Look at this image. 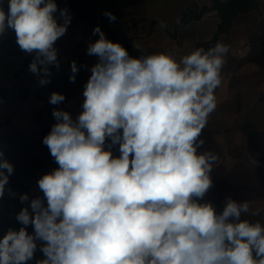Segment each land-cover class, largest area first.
I'll return each instance as SVG.
<instances>
[{
	"label": "clouds",
	"instance_id": "9594fccd",
	"mask_svg": "<svg viewBox=\"0 0 264 264\" xmlns=\"http://www.w3.org/2000/svg\"><path fill=\"white\" fill-rule=\"evenodd\" d=\"M7 4L5 12L0 0V36L14 30L19 48L34 53L30 72L43 74L41 86L50 83L70 12L55 0ZM97 34L87 47L98 60L84 86L83 111L73 119L53 110L57 123L42 142L58 167L38 180L43 198L16 216L23 226L0 239V264H27L38 244L44 258L36 264H264V225L240 219L249 201L229 197L220 213L200 202L218 156L197 149L217 107L230 46L217 42L179 60L171 53L134 58L99 26ZM77 72L72 61L70 81ZM64 100L53 92L49 103ZM106 140L119 145V156L111 145L105 149ZM13 172L0 152V197Z\"/></svg>",
	"mask_w": 264,
	"mask_h": 264
},
{
	"label": "crops",
	"instance_id": "0c3cea01",
	"mask_svg": "<svg viewBox=\"0 0 264 264\" xmlns=\"http://www.w3.org/2000/svg\"><path fill=\"white\" fill-rule=\"evenodd\" d=\"M212 1L55 0L58 9L67 8L71 14L65 35L55 43L59 64L68 59H83L89 79L98 58L88 55L85 49L99 39L98 34L93 35L97 26L108 40L126 48L131 57L171 53L179 60L196 49L198 43L210 41L220 21L217 12L209 9L200 18L180 25L184 9L191 7L198 12L203 6L210 7ZM254 2L256 8L239 11L229 29L220 33L211 46L222 42L230 47L222 69V83L215 91L217 107L201 132L204 144L197 152L211 151L218 156L210 173L212 186L200 202H210L220 213L229 197L237 202L249 201V213H242L240 219L264 225V151L257 147L264 140V51L258 49L264 45V15L257 0H251L248 7ZM2 7L8 11L7 0H2ZM106 11L115 15L114 22L104 15ZM55 15L59 18V12ZM2 37L16 43L12 29H7L1 40ZM3 45L2 59L7 64L19 60L21 65L24 56L34 55L21 49L18 55L4 42ZM254 46L257 49L249 51ZM244 48L247 53L242 52ZM83 101V91H79L66 106H75L79 113L83 111ZM257 210L259 215H252Z\"/></svg>",
	"mask_w": 264,
	"mask_h": 264
},
{
	"label": "rangeland",
	"instance_id": "374dc122",
	"mask_svg": "<svg viewBox=\"0 0 264 264\" xmlns=\"http://www.w3.org/2000/svg\"><path fill=\"white\" fill-rule=\"evenodd\" d=\"M3 46L0 39V89L5 90L0 94V152H3V159L13 164L14 172L9 177L3 197H0V214L4 211H21L28 207L32 199L41 195L38 180L52 171L50 163L55 160L51 157L50 151L44 150L47 146L42 142V126L47 122L46 119L40 120V116L43 118L46 113H53L54 109L69 112L73 119L81 113H77L78 108L75 106H66L68 102L58 105L49 103L53 92L66 96L70 90L73 92L77 89L74 86L70 87L72 83L77 82V77L74 82L69 79L71 69L64 72L49 66L50 83L41 86L39 79L43 74L37 77L30 72L29 65H19V60L7 64L8 61L3 60L5 58ZM255 48L257 49L255 46L251 47L249 51H254ZM258 49L264 51V45L258 46ZM245 51L247 53L248 49L242 52ZM82 73L84 78L80 80V85L83 86L84 82L88 81L85 68ZM110 145L111 142L105 145V149L108 150ZM257 147L264 151V140L257 143ZM110 150L114 151L113 156H119V145H111ZM23 194L28 195V201L22 202L19 199ZM38 252L39 247L35 254ZM29 262L27 264H30Z\"/></svg>",
	"mask_w": 264,
	"mask_h": 264
},
{
	"label": "trees",
	"instance_id": "16d2710c",
	"mask_svg": "<svg viewBox=\"0 0 264 264\" xmlns=\"http://www.w3.org/2000/svg\"><path fill=\"white\" fill-rule=\"evenodd\" d=\"M249 2H251V0H246V1H243V0H227L226 2H220L218 0H213L210 7L203 6L198 10V12H193L191 7H186L182 13V17L179 20V24L183 25V24H186L187 22L191 21L192 19H198V18H200V16L204 12L208 11L209 9L215 10L217 12L218 17L220 18L217 31L213 35V37L211 38L210 41L200 42V43H198V46H197V48L203 47L204 49H206L207 47H209V46L211 47L212 45H214V43L217 40V37L220 33L226 32L229 29L233 18L236 16V14L239 11H244V10L256 8L257 5L255 2H254L255 3L254 5H251V7H248ZM2 41L6 45H8L10 48H12L16 54L21 55V51H20L18 44H16L15 42H13L12 40H10L9 38H6V37H2ZM85 50L87 51V49H85ZM33 58H34V55L24 56L22 65L23 66L30 65ZM72 61H76L77 67H78V72L76 74L77 82L72 83V85H70V87L74 86V87H77V89L73 92L70 90L69 94H67L65 96V100L63 102H69L72 98H74V96L77 95V93L79 91L84 90V86L87 83V81H85L84 85L82 86V85H80V80H82L84 78L82 71H84V68L86 66V61L83 59H80V58L77 60L68 59V60L64 61L63 63L59 64L58 68L50 65L51 68H57L60 71L67 72L68 70L71 69ZM14 74L17 75L16 72ZM4 91H5L4 89H0V94L3 93ZM43 119H46V122H47V124L45 123L42 126V130H43L42 136L44 138L50 132L52 126L55 123H57V121L53 117L52 112H49V114L46 113L43 118H42V116H40V120L43 121ZM108 143H110V140H106L105 145H107ZM45 148H44V150L49 151V149L47 147H45ZM112 152H114V151H112ZM50 164L52 165V170H54L55 168L58 167V165L56 164L55 161H52ZM40 194L41 195L37 196V197L43 198V193L41 192ZM19 212L20 211H12V212L4 211L0 214V237H3L9 229L18 231L23 226L16 219V216L18 215ZM9 214H12V216ZM27 231L29 232V234H32L34 231V228L31 225H29L27 227ZM38 247H39V244H38ZM43 258H44L43 254L39 251L38 254H34L33 260H31L30 262L28 261V262L30 264H36V261L41 260Z\"/></svg>",
	"mask_w": 264,
	"mask_h": 264
},
{
	"label": "built area",
	"instance_id": "2783aa9c",
	"mask_svg": "<svg viewBox=\"0 0 264 264\" xmlns=\"http://www.w3.org/2000/svg\"><path fill=\"white\" fill-rule=\"evenodd\" d=\"M258 6L261 9L262 15H264V0H257Z\"/></svg>",
	"mask_w": 264,
	"mask_h": 264
}]
</instances>
